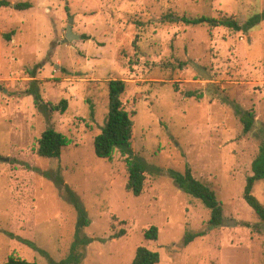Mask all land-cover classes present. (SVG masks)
<instances>
[{
	"label": "rangeland",
	"instance_id": "374dc122",
	"mask_svg": "<svg viewBox=\"0 0 264 264\" xmlns=\"http://www.w3.org/2000/svg\"><path fill=\"white\" fill-rule=\"evenodd\" d=\"M9 1L0 7V264L69 256L79 212L65 186L91 219L81 264H132L140 246L159 252L158 264H264V222L244 199L264 127V20L249 31L184 21L245 24L264 0ZM20 2L32 7L19 10ZM71 19L79 37L68 40ZM115 79L127 85L134 154L152 168L139 196L126 189L125 156L95 153ZM234 107L255 110L251 132ZM49 128L68 140L59 158L37 153ZM187 166L215 191L223 226L209 228L211 209L168 174ZM254 194L264 204V180ZM154 225L159 238L148 240ZM203 231L185 244L187 233Z\"/></svg>",
	"mask_w": 264,
	"mask_h": 264
},
{
	"label": "trees",
	"instance_id": "16d2710c",
	"mask_svg": "<svg viewBox=\"0 0 264 264\" xmlns=\"http://www.w3.org/2000/svg\"><path fill=\"white\" fill-rule=\"evenodd\" d=\"M11 5L9 0H0V7H8ZM32 7L30 2H20L16 4L19 10H26ZM264 20V10L252 16L245 24H240L237 20L230 18L217 19L209 16H202L196 18H184V21L191 25L209 24L214 27L224 26L234 29L235 31H249L253 27L259 25ZM12 33L3 34V36L11 40ZM127 85L123 80L109 81V114L106 125L103 131L95 138L94 148L98 157L104 159H112L115 152L119 151L126 157V164L129 173V178L126 184V189L134 195H141L145 191L146 174L152 168L146 161L134 154L133 149V135L135 122L132 115L123 107L122 95L126 92ZM31 91V90H30ZM35 95L36 104L44 106L42 96L35 88L32 92ZM188 97L203 98V94L197 92H188ZM239 114L244 126V132L249 133L255 126L256 113L254 109L243 111L239 107H234ZM261 143L259 153L252 164L253 175L247 178V183L244 189V199L256 214L264 222V204L254 194V187L257 182L264 180V127L259 131ZM68 144L67 138L54 128H49L42 133L39 141L37 153L40 156L48 158H59L62 154L63 148ZM161 172L160 168H156ZM168 174L176 182L177 186L184 192L199 198L209 209H211V219L209 221V228H216L223 226L226 223L224 215V208L214 190L207 184L195 178L190 166H187L184 172L177 170H169ZM67 192L66 197L78 209L79 219L77 223V236L71 247L69 256L55 263L50 259L52 264H81L85 254L83 249L88 246L92 238L81 236V231L90 225L91 219L88 216L86 209L80 203L76 194L65 186ZM203 232H189L186 234L184 242L189 244L198 237L205 236ZM126 234L125 230L116 233L112 238L122 237ZM145 238L148 240H157L159 238L158 226H152L146 233ZM30 245L35 250H38L37 245L29 240H22ZM161 260L159 252L153 251L145 246L138 247L136 255L132 264H158ZM1 264H37L24 258L11 255L5 263Z\"/></svg>",
	"mask_w": 264,
	"mask_h": 264
},
{
	"label": "water",
	"instance_id": "95a60500",
	"mask_svg": "<svg viewBox=\"0 0 264 264\" xmlns=\"http://www.w3.org/2000/svg\"><path fill=\"white\" fill-rule=\"evenodd\" d=\"M72 23H73V20L71 19V20H70V25H69V27H68V31H67V34H66L68 40H73V39H76V38L79 37L78 35H76V34L73 32V26H72Z\"/></svg>",
	"mask_w": 264,
	"mask_h": 264
}]
</instances>
